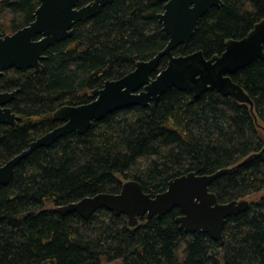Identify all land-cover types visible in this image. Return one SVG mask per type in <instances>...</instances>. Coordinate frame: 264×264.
<instances>
[{
  "label": "trees",
  "instance_id": "16d2710c",
  "mask_svg": "<svg viewBox=\"0 0 264 264\" xmlns=\"http://www.w3.org/2000/svg\"><path fill=\"white\" fill-rule=\"evenodd\" d=\"M222 1L199 19L175 55H218L227 40L244 37L264 19V0ZM37 5L0 0V32L26 26ZM162 9L159 0H113L49 46L39 71H18L2 84L18 87L12 107L20 121L0 125V165L57 126V108L90 102V92L104 81L119 79L163 49L168 36L156 18ZM166 63L163 57L158 70ZM231 79L248 94L252 110L215 91L194 98L171 88L156 104L115 110L83 135H66L21 159L0 186V264H264V59ZM250 155L209 187L219 202L250 201L245 212L226 219L222 245L180 230L177 208L160 218L140 217L134 227L104 208L86 219L55 211L99 192L117 193L127 180L154 195L175 177L210 174Z\"/></svg>",
  "mask_w": 264,
  "mask_h": 264
},
{
  "label": "water",
  "instance_id": "95a60500",
  "mask_svg": "<svg viewBox=\"0 0 264 264\" xmlns=\"http://www.w3.org/2000/svg\"><path fill=\"white\" fill-rule=\"evenodd\" d=\"M113 0H92L78 7V0H39L33 20L12 34L0 33V76L9 67L26 71L42 68L44 52L55 42L71 36L74 24L88 20ZM164 2L162 12L156 15L161 30L168 36L163 49L147 60L137 61L132 71L116 80H106L100 88L93 89L90 102L63 105L52 113L60 124L35 138L28 147L0 165V186L6 185L19 161L39 147H48L59 138L76 133L83 135L93 122H98L115 110L129 107H146L156 104L168 89L190 92L198 98L204 92L215 91L234 101L248 104L252 101L231 75L257 59H264V19H261L242 38L229 39L224 50L206 58L201 50L185 55H175L178 46H186L197 28L199 19L211 8L220 7L222 0H159ZM37 37V39H36ZM166 58V66L158 70L159 62ZM155 73V75H153ZM18 93H0V125L17 126L20 121L10 108L3 107ZM256 155V154H254ZM241 162L220 168L210 174L188 172L171 179L163 192L145 193L136 180L125 181L117 193L99 192L75 202L55 207L61 215L77 212L86 219L104 208L115 216L124 215L127 225L134 227L139 218L146 220L162 217L177 208L175 223L187 233L207 234L223 244L222 230L230 216L245 212L248 199L219 202L209 190L218 177L243 165Z\"/></svg>",
  "mask_w": 264,
  "mask_h": 264
},
{
  "label": "flooded vegetation",
  "instance_id": "af4514ba",
  "mask_svg": "<svg viewBox=\"0 0 264 264\" xmlns=\"http://www.w3.org/2000/svg\"><path fill=\"white\" fill-rule=\"evenodd\" d=\"M90 1H92V0H89V2ZM89 2H87V3H89ZM161 2V1H160ZM78 3H79V0H78ZM87 3H85V4H87ZM85 4H83V5H85ZM163 4H164V2H163ZM83 5H79V4H77V6L78 7H80V6H83ZM39 6V0H38V5L36 6V8ZM36 8L34 9V11L36 10ZM163 10V9H162ZM34 11H33V18H34ZM162 12V11H161ZM81 22V21H80ZM74 26V25H73ZM73 28V27H72ZM15 32V31H14ZM1 34H3V35H8V34H12L13 32H10V33H3V32H0ZM36 39H37V37H36ZM45 53V52H44ZM45 55V54H44ZM28 70H30V69H28ZM32 70H34V69H32ZM18 71H21V70H18V68H16V67H9V68H7V69H4L3 71H2V75L0 76V93H11V92H13V91H16V90H18V87H10V88H7V87H2L3 85L2 84H6V82L7 81H10L11 79H13L14 77H18ZM16 95H17V93L14 95V97L9 101V103H7L5 106H3V107H7V108H10L11 109V111L13 112V113H15L16 115H18L17 114V110H15V109H13V103H14V101H15V98H16ZM60 124V123H59ZM58 124V125H59ZM5 126H11V125H5ZM12 127H15V126H12ZM56 127V126H55Z\"/></svg>",
  "mask_w": 264,
  "mask_h": 264
},
{
  "label": "rangeland",
  "instance_id": "374dc122",
  "mask_svg": "<svg viewBox=\"0 0 264 264\" xmlns=\"http://www.w3.org/2000/svg\"><path fill=\"white\" fill-rule=\"evenodd\" d=\"M261 193L264 194V191H262Z\"/></svg>",
  "mask_w": 264,
  "mask_h": 264
}]
</instances>
